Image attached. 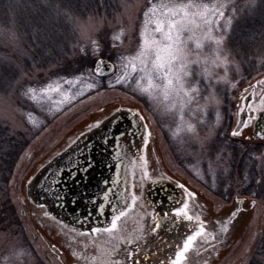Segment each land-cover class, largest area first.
Returning a JSON list of instances; mask_svg holds the SVG:
<instances>
[{
	"label": "rangeland",
	"instance_id": "obj_1",
	"mask_svg": "<svg viewBox=\"0 0 264 264\" xmlns=\"http://www.w3.org/2000/svg\"><path fill=\"white\" fill-rule=\"evenodd\" d=\"M119 2L122 10L115 18L90 17L77 23L83 52H90L96 59L104 51L115 56L117 72L108 79L107 89H101L102 84L89 74L59 77L49 71H37L23 76L10 95L0 98V124L30 139L8 189L21 227L12 226L0 232V264H108L113 251L131 233L144 234L146 238L150 234L159 236L156 247H150L153 254L149 264H172L176 253L183 250L187 236L201 228L202 234L184 252L180 264H247L255 241L261 237L260 226H264V200L236 197L224 202L201 184L207 182L208 176L215 179L228 171L223 162H218L220 157L211 158L208 149L223 126L225 99L229 96L238 109L232 111L233 129L251 87L256 85L254 102L264 97V75L243 80L240 63L226 45L238 11L237 0ZM157 21L162 22L163 32L156 30ZM171 21H176V28L181 30L182 49V59L174 62L172 88H166L162 73H154L156 86L150 93L144 92L148 80L139 71L131 74L126 83L117 84L116 77L124 74L129 58L140 56L145 38L149 42L168 43L165 33ZM176 28L171 29L173 34ZM21 50L18 39L0 33L1 55L16 56ZM145 59L151 69L154 52ZM134 62L139 67V59ZM253 101L249 98L242 113L244 123L248 115L245 112ZM119 108L137 110L150 127L151 147L137 160V167L145 168L141 171L142 179L151 181L158 177L186 185L184 192L194 195H187L183 204L187 202L190 212L196 214L193 222L181 218L172 226V222L151 216L142 227H137L132 221L135 210L130 209L124 211L125 215L110 232H69L43 211L34 212L36 209L25 202L23 182L32 179L55 155ZM254 128L255 124H244L238 139L264 143V136L256 137ZM259 166L264 170L262 157ZM144 196L153 203L150 193L144 192ZM146 198L147 203L151 202ZM156 201L163 207L173 203ZM22 210L27 214H22Z\"/></svg>",
	"mask_w": 264,
	"mask_h": 264
},
{
	"label": "trees",
	"instance_id": "obj_2",
	"mask_svg": "<svg viewBox=\"0 0 264 264\" xmlns=\"http://www.w3.org/2000/svg\"><path fill=\"white\" fill-rule=\"evenodd\" d=\"M237 5L226 45L240 63V76L250 80L264 75V0H237ZM121 10L119 0H0V33L18 39L22 49L16 56L0 54V98L10 95L23 76L37 71L59 77L89 74L102 84L101 89H107L108 79L117 71L105 78L94 75L97 59L80 49L77 23L90 17L115 18ZM99 58L116 63L114 54L107 51ZM224 103L223 126L208 149L211 158L220 157L218 162H223L228 171L215 179L208 176L207 182L201 184L224 202L236 197L264 200V170L259 166V158H264V143L233 137L232 111H237L236 102L228 96ZM29 144L26 135L0 124V232L21 227L8 189ZM260 232L247 264H264V226H260Z\"/></svg>",
	"mask_w": 264,
	"mask_h": 264
},
{
	"label": "water",
	"instance_id": "obj_3",
	"mask_svg": "<svg viewBox=\"0 0 264 264\" xmlns=\"http://www.w3.org/2000/svg\"><path fill=\"white\" fill-rule=\"evenodd\" d=\"M99 61L103 64L97 66ZM114 71V64L107 59L100 58L94 65L98 77L110 76ZM132 120L130 111L118 109L87 132L33 177L27 186L28 200L37 207H46L55 220L63 213L78 218L91 212L92 205L104 198L107 186L113 189L119 173L121 140L128 134ZM254 131L264 136V105Z\"/></svg>",
	"mask_w": 264,
	"mask_h": 264
},
{
	"label": "flooded vegetation",
	"instance_id": "obj_4",
	"mask_svg": "<svg viewBox=\"0 0 264 264\" xmlns=\"http://www.w3.org/2000/svg\"><path fill=\"white\" fill-rule=\"evenodd\" d=\"M262 87H264L263 84ZM252 109H254L253 112H248L251 117L261 110V106L258 102H255ZM130 113L134 117V120L131 122L132 126L129 128L128 134H126L121 140L122 145L120 146L118 152L119 173L112 186L113 189H110V187L107 186L106 191L108 192V198H102L99 202H95L92 205V211L85 215H81L78 218H69L67 216L68 213H63L60 219L56 221L60 227L66 231L75 232L78 230H85L87 232L95 233L93 229L100 228L101 233H107L108 231H103V229L111 227V220L114 215H118L120 211H127L125 208L131 199L132 201L135 199V203H133L131 207V212L135 210V217L132 221L137 227H142L143 222H147L149 220L148 218L151 216L155 219L158 215H166L169 223L176 221L174 220V215L172 213L167 214V211H164L163 209L157 210L154 203H147L145 201L146 197L144 196V192H146V194L150 193L153 198L158 199L164 204L167 201L173 202L169 205V207L174 210L177 207L183 206V202L186 200L187 194L183 189L177 187V185L169 179H165L166 181H162L158 177H154L151 181H145L142 179L144 175L141 171L145 168H143V166L137 167V160L142 157L143 153H146L148 147L149 149L151 147L149 142L150 137L147 135V132L150 131V127L142 114L131 111ZM140 117H143V119L141 120ZM142 125H146V129L145 127H142ZM33 175H35V173ZM133 176H135V179L132 181ZM29 180L30 179H27L22 185L25 202L31 208L36 209L34 212L38 210L43 211V213L49 216L50 219L53 218L55 220V218L50 215V212L46 209V207L39 206V209L35 208L32 205L33 202L26 200V188ZM179 199H182V201L179 202ZM100 204L104 205L103 214H101V211L99 210ZM135 206L138 208L135 209ZM150 208L152 209V212L148 213L147 210ZM112 209H116V211L113 212ZM185 211L186 214L178 217L183 218L184 216H196V214L190 212L188 207ZM24 212L25 211L22 210V214H25ZM159 241L160 239L157 235L150 234L146 238L144 234L139 236L135 233H131L126 238V241L113 251V254L108 258L109 260L107 262L108 264H149L153 254H151L152 248L156 247V244L159 243ZM155 249L156 248H154V250Z\"/></svg>",
	"mask_w": 264,
	"mask_h": 264
},
{
	"label": "snow or ice",
	"instance_id": "obj_5",
	"mask_svg": "<svg viewBox=\"0 0 264 264\" xmlns=\"http://www.w3.org/2000/svg\"><path fill=\"white\" fill-rule=\"evenodd\" d=\"M54 7L59 8V5H55ZM183 14L185 17L188 16L187 11H185ZM220 15L222 16L223 13H220ZM176 24H177L176 21H171L170 22V28L165 33V39L168 41V43H162L159 40H152L151 42H149V40L145 38L143 40V50L140 53V56H138L136 58H129V63L124 66L125 67L124 74L116 77V83L117 84L126 83L127 80L130 78L131 74L139 71L141 73H144L145 76L147 77V80H148V87L144 88L143 91L150 93L151 89L156 86L153 83V74L154 73H162L163 78L166 79V88L171 89L173 84H174V80L172 78L173 69H174V62L182 59V49L180 47V44H181L180 31L181 30L179 28H176ZM172 28H176L175 34H173V32H172V30H171ZM156 30L158 32L164 31L162 22L157 21ZM150 52H154V55H155V62L152 64L151 69H149L147 60L145 59V57H147V55ZM135 59H139V61H140L139 67H138L137 63L134 62ZM100 64H103V61H99L97 66H99ZM128 69H130V71H128ZM145 76H142L141 80H143L145 78ZM69 83H71V81H69ZM137 83L139 84L140 81H137ZM262 105H264V102H262ZM140 119L142 120L143 117H140ZM249 119H252L251 115L249 116ZM245 126H247V125H245ZM142 127H145V129H146V125H142ZM239 134H240L239 131H233L232 132L233 137L238 136ZM147 135L150 137L151 132L148 131ZM113 183H114V181H113ZM177 187H179L181 189L185 188V186L183 184H178ZM187 195L192 196L194 194L189 192V193H187ZM107 198H108V192L106 191L104 193V199H107ZM133 203H135V199H133ZM187 207H188V205L185 203V204H183L182 207L175 208L174 211L177 215H184V214H186L185 210L187 209ZM99 210L101 211V214H103V210H104L103 204L99 205ZM112 211L115 212L116 209H112ZM123 215H125L124 211H120L118 215H114L112 217V220H111V227L105 228V229H103V231L110 232L113 229H115L117 227L116 222ZM187 219L191 220L192 217L188 216ZM93 231L100 232L101 229L95 228V229H93ZM202 232H203V228H201L199 231H196L194 234L187 236V238L183 244V250L176 253V259L172 262V264H180L181 259L184 257V252L187 251L191 247L193 242L196 240V238L198 236H200L202 234Z\"/></svg>",
	"mask_w": 264,
	"mask_h": 264
},
{
	"label": "crops",
	"instance_id": "obj_6",
	"mask_svg": "<svg viewBox=\"0 0 264 264\" xmlns=\"http://www.w3.org/2000/svg\"><path fill=\"white\" fill-rule=\"evenodd\" d=\"M193 190V189H192ZM178 216H181V215H178ZM187 218V217H186ZM192 219H193V217H192ZM175 260V259H174Z\"/></svg>",
	"mask_w": 264,
	"mask_h": 264
}]
</instances>
